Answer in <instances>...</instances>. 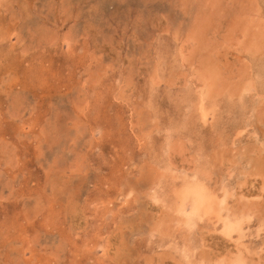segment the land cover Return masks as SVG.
I'll return each instance as SVG.
<instances>
[{
	"label": "rangeland",
	"instance_id": "374dc122",
	"mask_svg": "<svg viewBox=\"0 0 264 264\" xmlns=\"http://www.w3.org/2000/svg\"><path fill=\"white\" fill-rule=\"evenodd\" d=\"M262 168L264 0H0V264H264Z\"/></svg>",
	"mask_w": 264,
	"mask_h": 264
},
{
	"label": "bare ground",
	"instance_id": "6f19581e",
	"mask_svg": "<svg viewBox=\"0 0 264 264\" xmlns=\"http://www.w3.org/2000/svg\"><path fill=\"white\" fill-rule=\"evenodd\" d=\"M201 78L202 79H200V80L203 83V86L207 89V92L209 93V90L211 88L215 87L214 84H215L216 76L209 71H204V73L203 72L201 73ZM245 90L248 91L247 89H245ZM249 91H250V89H249ZM262 169H264V168H262ZM179 198H180V200H179L180 209H181L182 215L183 216L185 215L184 217H186V220H185L186 223L185 224H187V225L191 224L194 220L197 219V217H200L202 213H207V212L210 213L209 211H211L212 208H214L213 199L210 196L206 195L201 189L196 188V187L193 189H190V190H186L184 193H181ZM188 200L190 201V204H191V211L189 213H187V211L185 210V205L188 202ZM246 205H248V204H246ZM219 206H220V204H219ZM246 207H248V206H246ZM243 209H245V208H243ZM214 212H218V211H214ZM216 214H218V213H216ZM237 223H239V222H237ZM242 224L243 223H241V225ZM238 227L240 229L242 228L240 226H238ZM235 259L236 260L232 264H242V259L240 256H238Z\"/></svg>",
	"mask_w": 264,
	"mask_h": 264
}]
</instances>
